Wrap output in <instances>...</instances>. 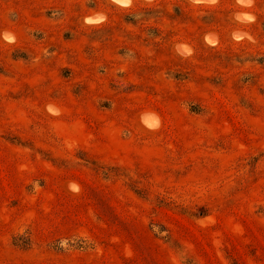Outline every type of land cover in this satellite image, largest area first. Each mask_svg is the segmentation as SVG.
<instances>
[{"label":"rangeland","instance_id":"374dc122","mask_svg":"<svg viewBox=\"0 0 264 264\" xmlns=\"http://www.w3.org/2000/svg\"><path fill=\"white\" fill-rule=\"evenodd\" d=\"M100 1L0 0V264H264V0Z\"/></svg>","mask_w":264,"mask_h":264},{"label":"trees","instance_id":"16d2710c","mask_svg":"<svg viewBox=\"0 0 264 264\" xmlns=\"http://www.w3.org/2000/svg\"><path fill=\"white\" fill-rule=\"evenodd\" d=\"M99 5V6H97ZM217 4H212V5H207V4H190L189 2L185 0H175V2H170L171 10L170 12H166V14L169 16L170 20H178L181 18L182 15L187 14L190 9L193 8H212L216 6ZM86 6L89 9H97L99 11H103L104 13L107 14L106 11H104L106 8H109L108 5L103 3L100 0H86ZM103 6V7H102ZM104 6L106 8H104ZM122 12V20L125 23L129 24H135L137 21H147L150 19H158L160 20L162 18L161 12L157 9H155L154 4L152 3H146L143 1L139 0H133L132 5L128 8L125 9H120ZM149 27V26H148ZM163 32V29L161 27H157V25H153L150 27V30L147 34L149 36L150 40L152 43H155V40L161 37V34ZM239 43V42H238ZM253 62H256L257 64L261 65L264 64V57H258L255 59H250ZM179 72L176 71V77L177 79ZM184 76V73H181ZM10 130L2 131L1 137H5L4 140L10 144H17L18 138L14 135L8 134ZM37 152V151H36ZM261 156L260 155H257ZM253 160H256V156L252 158ZM83 162H86L84 159H80ZM93 168L98 170L103 178H108L111 176H114L116 172L117 173V167H115L113 164L110 165V163H103L102 161L95 160L90 163ZM250 168H253L251 166ZM135 186L132 187L131 191L140 196L145 202L149 203L152 205V209H154L156 212L158 209L162 208H169V205L171 204L168 201H164L162 198L159 196H153L149 198L147 195L144 193V189L140 188H134ZM149 225L155 227L158 226L157 224H152V222H149ZM31 237L29 236L28 231L22 230H17L14 231L12 234L9 235L7 243L9 246H11L14 249H20V250H27L31 248L33 241L30 239ZM65 239L64 241L61 239H58L54 241L51 245V250L54 252H68V251H82L85 250L86 248L90 247V242L81 236H72V237H66L63 238Z\"/></svg>","mask_w":264,"mask_h":264},{"label":"clouds","instance_id":"9594fccd","mask_svg":"<svg viewBox=\"0 0 264 264\" xmlns=\"http://www.w3.org/2000/svg\"><path fill=\"white\" fill-rule=\"evenodd\" d=\"M116 2L118 4L123 5V6H128L130 4L131 0H116ZM4 39L5 40H8V41H11L12 40V37L10 35H5L4 36ZM179 47H183V46H179Z\"/></svg>","mask_w":264,"mask_h":264}]
</instances>
